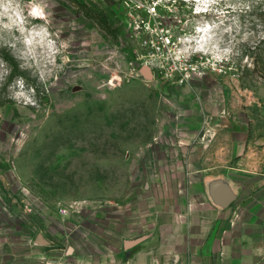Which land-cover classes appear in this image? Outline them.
<instances>
[{"label": "rangeland", "instance_id": "rangeland-1", "mask_svg": "<svg viewBox=\"0 0 264 264\" xmlns=\"http://www.w3.org/2000/svg\"><path fill=\"white\" fill-rule=\"evenodd\" d=\"M204 4L12 0L20 20L0 7V264H255L264 185L241 183L227 209L249 248L224 256L223 208L193 183L182 121L192 143L199 97L239 128L262 120L264 0ZM161 34L172 59L144 45ZM181 55L206 74L179 83ZM198 215L212 225L192 235Z\"/></svg>", "mask_w": 264, "mask_h": 264}, {"label": "crops", "instance_id": "crops-1", "mask_svg": "<svg viewBox=\"0 0 264 264\" xmlns=\"http://www.w3.org/2000/svg\"><path fill=\"white\" fill-rule=\"evenodd\" d=\"M192 90H195L197 96H200L203 89L194 87ZM198 101L201 102L203 107V114H194L196 123L193 122V124L198 126V129L204 127V130L199 132L196 137L194 134L191 136L192 143H188L190 142L189 136L184 135L187 134V128L190 125H186V121H182V128L185 130L182 134V142L185 146H190V158L187 167L191 170L193 183L208 187L213 181H221L233 191L236 196L235 200L241 192V187H243L241 183L250 182L248 184H252L254 187L264 185V116L261 117L262 120L253 117L246 118L243 126L239 128L240 126L231 119L217 114L214 110L211 111L205 100L199 97ZM183 111L187 112L185 109ZM227 208L222 209L224 218L223 240L220 245L214 242L213 247L218 251H222L224 256L230 255L228 251H242L249 248L245 243L231 241L233 223L230 219L232 211ZM198 221L197 229L191 224L188 231L190 234L205 233L206 229L212 225L211 222L207 224L205 217L202 215H198ZM218 224V221H214L213 226L217 227ZM183 229L181 227L179 231L183 232ZM143 240H145L144 237L139 239L138 243ZM195 240V237L191 240L193 246ZM197 240L199 241L200 238L198 237ZM198 245L199 242H196L195 246ZM251 249L257 252V257L254 258L256 259L255 264H264V257H262L264 256V244L255 243L251 246ZM239 254L233 264H240L246 260L243 257V252Z\"/></svg>", "mask_w": 264, "mask_h": 264}, {"label": "built area", "instance_id": "built-area-1", "mask_svg": "<svg viewBox=\"0 0 264 264\" xmlns=\"http://www.w3.org/2000/svg\"><path fill=\"white\" fill-rule=\"evenodd\" d=\"M144 45L149 47L153 53L161 54L162 58L164 57L165 60L172 59L173 54H175L173 51V47L175 46L174 41L171 36L166 34H161L154 40L144 41ZM175 60L178 63L176 79L179 83L187 82L194 77H200L206 74L204 71V58L201 56L198 57V60L196 59L193 61L190 59L189 55H181L176 56ZM146 63L143 65H147ZM132 70L135 71L134 68H132ZM62 213L66 214V210H62Z\"/></svg>", "mask_w": 264, "mask_h": 264}, {"label": "water", "instance_id": "water-1", "mask_svg": "<svg viewBox=\"0 0 264 264\" xmlns=\"http://www.w3.org/2000/svg\"><path fill=\"white\" fill-rule=\"evenodd\" d=\"M139 73L141 76L151 79L152 78V72L151 69L147 65L141 66ZM208 195L212 202L216 205H218L221 208H227L231 205L233 201H235V194L230 189L228 185L221 181H213L208 186ZM139 242L138 240L127 242L125 244V248H130L136 243ZM35 243L40 245H48L49 243L43 239L41 235H38L35 239ZM72 250L69 248L68 253H71Z\"/></svg>", "mask_w": 264, "mask_h": 264}, {"label": "clouds", "instance_id": "clouds-1", "mask_svg": "<svg viewBox=\"0 0 264 264\" xmlns=\"http://www.w3.org/2000/svg\"><path fill=\"white\" fill-rule=\"evenodd\" d=\"M0 7H3L5 13H11L12 16H15L17 20L21 19L19 12L12 8V0H7V3H3V0H0ZM202 10H207V0H205Z\"/></svg>", "mask_w": 264, "mask_h": 264}]
</instances>
